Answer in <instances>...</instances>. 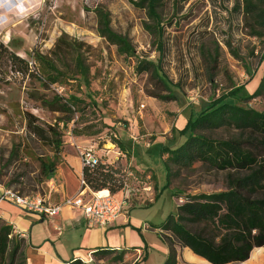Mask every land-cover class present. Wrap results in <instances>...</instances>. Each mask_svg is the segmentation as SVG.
I'll return each mask as SVG.
<instances>
[{"label":"rangeland","instance_id":"374dc122","mask_svg":"<svg viewBox=\"0 0 264 264\" xmlns=\"http://www.w3.org/2000/svg\"><path fill=\"white\" fill-rule=\"evenodd\" d=\"M32 1L23 14H8L13 16L0 42L25 59L46 55L58 68L59 80L49 83L37 72V62L30 75L23 76L11 69L5 56L0 58V183L25 195L43 194L46 188L40 162L52 158L53 147L28 131V112L43 128H56L63 151L79 158V150L93 144L103 161L120 169L125 185L114 194L124 201L122 212L144 229L150 251L141 260L143 251H136L138 256L130 248L126 262L115 259L113 252L80 259L85 264H163L170 233L159 227L186 195L224 190L229 170L200 161L190 167L170 163L169 184L162 189L168 155L162 147L181 144L189 134L179 133L187 118L235 87L243 90L228 102L264 110V94L242 97L256 88L264 72V34H251L242 0H159L160 73L176 97L166 101L147 94L165 91L148 74L136 72L135 57L117 54L116 46L96 31V10L103 9L110 26L128 37L136 55L157 61V25L146 7L135 4L138 0ZM76 56L88 69V85L75 66ZM70 95L81 100L78 110H59ZM203 132L226 138L238 131L220 127ZM122 238L123 246L139 239L128 229ZM185 255L195 264H210ZM233 264H264V247H255L248 259Z\"/></svg>","mask_w":264,"mask_h":264},{"label":"trees","instance_id":"16d2710c","mask_svg":"<svg viewBox=\"0 0 264 264\" xmlns=\"http://www.w3.org/2000/svg\"><path fill=\"white\" fill-rule=\"evenodd\" d=\"M159 0H138L135 4L146 7L148 15L157 25L158 51L157 61L136 55L134 47L126 35L118 33L110 26L109 13L97 9V33L109 43L116 46V52L125 57H135L137 73H146L155 80L165 93L147 91L148 95L161 100H174L168 80L160 73L163 55V44L160 40V15L157 11ZM241 8L249 19L251 34H264V0H242ZM6 57L11 69L30 75L27 59L17 55L0 42V58ZM37 72L44 73L49 83L59 80V71L53 60L46 55L36 53L34 57ZM75 66L88 85V69L83 65L80 56L75 58ZM243 90L235 87L212 99L210 104L190 115L179 130L181 135L189 134L176 147H162L167 153L164 159L167 169L168 187L170 163L179 167H190L200 161L212 168L229 170L226 176V188L219 192L197 193L186 195L185 200L176 205V212L167 216L159 227L160 231L169 232L168 254L163 264H177L178 249L188 247L198 257L210 264L240 263L249 258L255 247H264V110L230 103L226 99L236 96ZM264 94V72L256 88L251 93H242L244 99ZM81 100L70 95L64 99L59 110L72 112L78 110ZM28 131L39 139L51 144L52 158L40 162V173L44 180L54 177L56 166L60 162L62 151L61 134L53 126L47 129L36 123L30 113H24ZM228 127L237 130L226 138L212 137L203 131ZM115 143L120 141L115 139ZM81 178L84 185L93 191L109 190L114 194L124 189L123 174L113 164L99 161L93 166L82 167ZM112 183V184H111ZM160 192L155 193L154 200ZM180 197V196H179ZM151 204L148 202L145 205ZM164 233V232H163ZM22 238L12 234V226L0 218V264H26L22 251ZM178 244L180 247H175ZM117 253L115 259L123 261L125 251L113 248H97L93 253ZM145 256L142 255L141 260ZM135 261L134 264H136ZM66 264H85L80 258Z\"/></svg>","mask_w":264,"mask_h":264},{"label":"crops","instance_id":"0c3cea01","mask_svg":"<svg viewBox=\"0 0 264 264\" xmlns=\"http://www.w3.org/2000/svg\"><path fill=\"white\" fill-rule=\"evenodd\" d=\"M33 1L36 4L37 0ZM28 2L30 0H27L26 4ZM12 16L9 15V20ZM4 27L6 26L0 27V34ZM59 160L54 177L45 181L46 188L42 194L51 204L66 195L76 193L82 175L83 165L76 154L62 150ZM3 189L4 186L0 183V194ZM25 210L8 201H0L2 221L12 226L14 236L23 239L22 251L26 264H66L72 259L84 258L97 248L124 250V262L127 260L126 251L130 248L134 255L139 256L137 252L141 254V251L145 257L149 255L144 229L135 224L130 215L123 212L111 225L100 227L89 226L79 212L68 207L51 217ZM127 229L136 231L139 239L134 244L123 246L122 234ZM185 253L198 256L188 247H181L178 249L177 264H195ZM135 261L137 264L140 262Z\"/></svg>","mask_w":264,"mask_h":264},{"label":"built area","instance_id":"2783aa9c","mask_svg":"<svg viewBox=\"0 0 264 264\" xmlns=\"http://www.w3.org/2000/svg\"><path fill=\"white\" fill-rule=\"evenodd\" d=\"M27 62L30 70H33L36 64L35 59H27ZM96 149L95 145L90 144L79 150V159L83 166H93L99 161H103ZM118 154H120V150ZM0 201H8L18 207L49 217L58 215L63 208L68 207L79 212L89 226L100 227H107L114 223L122 213L124 205L123 199L117 198L109 190L105 194H100L99 191L89 189L84 185L82 178L76 193L66 195L53 204L47 202L41 193L25 195L11 188L2 190ZM0 218H2L1 213Z\"/></svg>","mask_w":264,"mask_h":264},{"label":"clouds","instance_id":"9594fccd","mask_svg":"<svg viewBox=\"0 0 264 264\" xmlns=\"http://www.w3.org/2000/svg\"><path fill=\"white\" fill-rule=\"evenodd\" d=\"M27 0H0V27L8 23L9 13L23 14Z\"/></svg>","mask_w":264,"mask_h":264},{"label":"bare ground","instance_id":"6f19581e","mask_svg":"<svg viewBox=\"0 0 264 264\" xmlns=\"http://www.w3.org/2000/svg\"><path fill=\"white\" fill-rule=\"evenodd\" d=\"M99 192H100V194H105V193H107V189H102Z\"/></svg>","mask_w":264,"mask_h":264}]
</instances>
